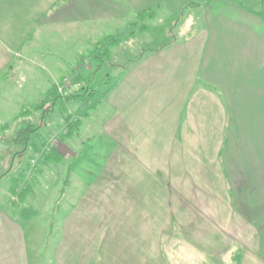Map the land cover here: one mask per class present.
<instances>
[{
  "label": "rangeland",
  "instance_id": "obj_1",
  "mask_svg": "<svg viewBox=\"0 0 264 264\" xmlns=\"http://www.w3.org/2000/svg\"><path fill=\"white\" fill-rule=\"evenodd\" d=\"M178 3L63 0L33 57L0 73V264H237V253L240 264H264V120L252 132L237 111L227 136H179L174 148L159 135L173 99L162 84L160 123L133 103L141 120L125 129V73L182 34L181 16L195 11ZM106 38L119 43L111 59H96ZM54 81L64 99L43 96L41 83ZM67 119L80 123L69 137ZM29 130L31 139L13 142ZM50 146L59 160H46Z\"/></svg>",
  "mask_w": 264,
  "mask_h": 264
},
{
  "label": "crops",
  "instance_id": "obj_2",
  "mask_svg": "<svg viewBox=\"0 0 264 264\" xmlns=\"http://www.w3.org/2000/svg\"><path fill=\"white\" fill-rule=\"evenodd\" d=\"M62 1L0 0V73L9 70L11 75L15 74L20 69V57H33L39 49L37 42L43 22L55 19ZM189 1L197 5L191 3L195 14L181 16L185 21L182 34L169 36L170 43L157 49L159 53L125 73L122 81L125 129L130 130L134 119L141 120L138 115L136 118L130 115L134 105L138 106V113L148 109L155 116V123H160L164 114L157 111L154 94L163 84L172 90L173 99L168 104L169 127L159 135L169 137L174 148L179 136L200 134L208 139L227 136L233 127L238 128L237 124L227 122L231 117L236 120L237 111L240 121L242 113L250 118L252 132L254 122H260L259 132L264 120V0H179L177 6L183 7ZM176 23L178 27L180 20ZM45 70L50 71L49 66ZM57 81L51 88L41 83L43 96L58 86ZM148 90L150 101L147 106H139L137 100L143 99ZM157 113L160 115L156 116ZM143 263L158 264V261L144 258Z\"/></svg>",
  "mask_w": 264,
  "mask_h": 264
},
{
  "label": "trees",
  "instance_id": "obj_3",
  "mask_svg": "<svg viewBox=\"0 0 264 264\" xmlns=\"http://www.w3.org/2000/svg\"><path fill=\"white\" fill-rule=\"evenodd\" d=\"M153 14H154V12H153V10L152 9H149V10H146V11H143V12H140L139 14H138V18L140 19V20H143V19H145L146 17H152L153 16ZM118 40L117 39H114V38H106L105 39V41L104 42H102V45H101V48L99 49V50H97V51H94V52H92V53H94V56H95V58L96 59H102L104 56H106L108 59H111V57H112V50H113V48L115 47V46H117L118 45ZM96 53V54H95ZM103 61V60H102ZM99 64H101L100 62L98 63V65ZM99 66H101V65H99ZM83 80V78H78L77 80H76V82H75V85H79L80 84V82ZM58 88L57 87H53L51 90H50V92H49V94L47 95L48 97L49 96H53L54 94H55V96H54V100H57V99H64L62 96H61V94L58 92ZM74 93V92H73ZM67 95V94H66ZM93 95V94H92ZM79 95L78 94H74L73 96L72 95H67V98H71V99H80L79 97H78ZM81 96H84V95H81ZM40 107H42V105H40L39 107H37L38 109H41ZM36 108V109H37ZM29 109V108H28ZM22 112H23V115L24 114H27V113H29L27 110H25V109H23L22 110ZM66 123H68L67 124V127H68V129H69V133H68V135L66 136V137H69V136H72V134L74 133V131H75V129H77L78 128V126L80 125V123H79V125L76 123V124H69V120L67 119V122ZM37 130H32V131H27V134L25 135V134H22L21 133V137H19V139L20 140H17V139H13V142H17V143H19V142H21V141H28V139L30 138L31 139V135H29V133L30 134H32L33 132H36ZM16 135V134H15ZM16 137H18L17 135H16ZM65 138V137H64ZM39 141H41L42 142V145H44L45 144V142H44V140H43V138H40L39 140H38V142ZM46 145V144H45ZM39 150V148L37 149V151ZM38 153V152H37ZM46 157V160H52L54 157L56 158L55 160H59L60 158H59V156H60V154H59V152L57 151V149H56V147H52V146H50V149H49V152L45 155ZM18 188V185H15L14 187H13V189L14 190H12V195H15V190ZM20 196V198H21V200H23L24 199V197H25V195L24 194H20L19 195ZM240 256H242V254L241 253H237V255H236V257H235V259H234V261H236L235 263H237V264H240V261H241V257Z\"/></svg>",
  "mask_w": 264,
  "mask_h": 264
}]
</instances>
